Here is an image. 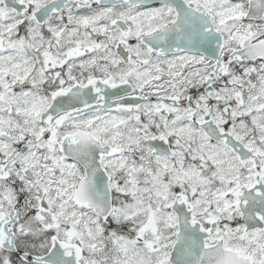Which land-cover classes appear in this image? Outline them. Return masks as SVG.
<instances>
[{
    "label": "snow or ice",
    "instance_id": "1",
    "mask_svg": "<svg viewBox=\"0 0 264 264\" xmlns=\"http://www.w3.org/2000/svg\"><path fill=\"white\" fill-rule=\"evenodd\" d=\"M0 264H264V0H0Z\"/></svg>",
    "mask_w": 264,
    "mask_h": 264
}]
</instances>
